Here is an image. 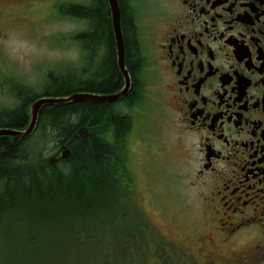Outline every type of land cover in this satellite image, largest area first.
<instances>
[{
  "label": "flooded vegetation",
  "instance_id": "1",
  "mask_svg": "<svg viewBox=\"0 0 264 264\" xmlns=\"http://www.w3.org/2000/svg\"><path fill=\"white\" fill-rule=\"evenodd\" d=\"M118 1L130 90L134 75L124 15L132 18L142 58L135 75L139 96L127 107L138 110L145 88L155 84L163 128L150 160L162 151L163 165H175L164 138L172 127L185 157L181 179H187L189 200L196 205L191 228L174 219L163 230L150 220L157 242L149 245L143 264H264V0ZM23 3L20 13L29 12ZM107 13L112 23L109 3ZM126 29L132 37L127 24ZM82 47L85 67L87 47ZM101 51L102 62L101 45L95 57ZM95 64L98 73L100 62ZM128 149L131 164L133 149ZM139 194L144 209L146 188ZM146 205L155 207L151 201ZM159 215L166 218L164 211ZM176 225L182 228L177 231Z\"/></svg>",
  "mask_w": 264,
  "mask_h": 264
},
{
  "label": "trees",
  "instance_id": "2",
  "mask_svg": "<svg viewBox=\"0 0 264 264\" xmlns=\"http://www.w3.org/2000/svg\"><path fill=\"white\" fill-rule=\"evenodd\" d=\"M107 12V0H91L86 5L61 4L60 14L83 18L89 25L87 30L72 37L81 49L83 43L87 47V67L75 68L73 75L70 68L65 74L49 70L47 84L41 93L17 81L11 91L21 102L14 109H0V128H26L30 120L29 108L42 96L65 97L75 92L109 94L121 89L123 75ZM123 19L129 38L127 62L134 75V85L119 103L128 106L136 104L139 96L135 75L142 58L132 18L124 15ZM125 21L132 37L127 34L130 31ZM99 45L104 47L105 55L97 73L93 60ZM100 73L105 77L102 82L98 78ZM116 106V103L90 101L46 104L32 135L0 137V236L4 234L0 238L3 246L0 251L9 253L6 245L15 236V225H19L15 222L16 213L35 204L43 209L48 202L59 210L66 202L69 212L79 215L86 227H91L77 231L85 238L80 245L88 249L84 253V264H143L148 259L149 245L157 241L154 226L138 203L135 176L128 159V135L134 119L129 112ZM42 126L44 133L56 142L55 149L69 150L66 158L58 155L52 158V163H47V135L41 136L43 147L36 141L30 145ZM21 223L19 228L24 225ZM26 235L29 239L22 240L24 243H37L38 238L31 230ZM97 247L103 250L98 252ZM11 259L5 254L0 264H5L4 261L11 264Z\"/></svg>",
  "mask_w": 264,
  "mask_h": 264
},
{
  "label": "rangeland",
  "instance_id": "3",
  "mask_svg": "<svg viewBox=\"0 0 264 264\" xmlns=\"http://www.w3.org/2000/svg\"><path fill=\"white\" fill-rule=\"evenodd\" d=\"M65 2L86 5L91 0H0V109L11 110L21 102L11 91L17 81L41 93L47 84L49 70H54L56 74H65L70 68L73 75L75 68L83 66L82 49L72 37L86 30L87 24L84 20L60 14L61 4ZM20 3L29 5V12L20 13L21 6L17 8ZM9 7L11 8L8 9ZM9 17L12 18L11 21ZM102 56L103 51L93 61L101 62ZM93 65L96 67L98 64ZM149 79L152 77L149 76ZM154 85L151 83V87L145 88L144 102L138 107L139 111L123 104L116 106L131 113L134 118L133 129L128 135V145L133 149L130 166L137 182V200L138 203L143 200L139 193L145 187L147 196L144 195V198L155 204L154 208H150L146 201L143 209L152 222L165 230L167 223L177 219L191 228L197 221L196 205L189 200L191 192L187 187V179H181V173L185 169V157L183 151L177 148L172 127L167 128L164 138H167V153L175 158V165L169 163L168 168L163 165L162 151L157 153L154 160H150L151 154L158 148L155 143L156 134L163 128L155 110L157 104L154 100ZM44 132L45 128L42 126L30 141V145L36 141L39 147H43L45 144L41 141V136L47 135ZM163 135L164 132L162 140ZM47 138L49 143L46 147V159L49 163L57 149L54 139L49 135ZM128 159L130 161V155ZM160 211L166 212V218H161ZM15 218V222L19 225L23 222L24 225L20 228L15 225V236L6 245V252L9 253L0 251L1 260L7 254L12 257L11 264L85 263L84 253L88 249L85 245H80L85 238L82 232L77 231L91 227H86L79 215L71 214L66 202L62 203L59 210L52 208L49 202L43 209L35 204L16 213ZM176 227L177 231L182 228L180 225ZM30 230L38 238L37 243L31 245L22 241H28L29 236L26 234ZM0 248L3 246L0 245ZM102 250V247H97L98 252Z\"/></svg>",
  "mask_w": 264,
  "mask_h": 264
},
{
  "label": "water",
  "instance_id": "4",
  "mask_svg": "<svg viewBox=\"0 0 264 264\" xmlns=\"http://www.w3.org/2000/svg\"><path fill=\"white\" fill-rule=\"evenodd\" d=\"M108 3L110 5V12L112 15V23H113L114 34L117 44L118 66L125 79L124 87L117 92H113L109 94H99L92 92H75L65 97H51V96L39 97L31 104L29 108L30 121L28 126L24 129L1 127L0 137L9 136L14 138H27L30 135H32L38 125L40 111L42 107L46 104H60L69 101L114 103L119 99H121L122 97H124L129 92L132 86V78L126 64V50H125L122 24H121V9L118 0H108ZM61 153H62V158H66L67 155L69 154V150H64Z\"/></svg>",
  "mask_w": 264,
  "mask_h": 264
}]
</instances>
